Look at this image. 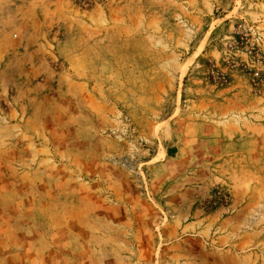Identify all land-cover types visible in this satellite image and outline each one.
<instances>
[{"label":"rangeland","instance_id":"1","mask_svg":"<svg viewBox=\"0 0 264 264\" xmlns=\"http://www.w3.org/2000/svg\"><path fill=\"white\" fill-rule=\"evenodd\" d=\"M0 264H264V0H0Z\"/></svg>","mask_w":264,"mask_h":264}]
</instances>
